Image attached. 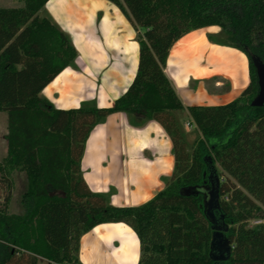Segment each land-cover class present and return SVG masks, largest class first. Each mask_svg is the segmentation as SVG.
Segmentation results:
<instances>
[{"label":"trees","instance_id":"obj_1","mask_svg":"<svg viewBox=\"0 0 264 264\" xmlns=\"http://www.w3.org/2000/svg\"><path fill=\"white\" fill-rule=\"evenodd\" d=\"M0 7V112L8 115V152L0 163L6 184L0 203V264H83L81 238L104 223L124 222L140 240L138 264H264V105L252 55L264 61V0H109L138 31V72L110 107L85 102L56 108L43 90L78 52L50 19L49 0ZM221 28L249 59L250 82L231 102L187 107L199 136L191 145L178 113L186 109L165 72L171 49L188 33ZM123 112L134 126L158 121L173 142L175 168L166 187L139 206H116L84 178L86 143L107 117ZM222 171L219 173L217 166ZM25 171L22 213L9 211V172ZM220 178L221 214L231 257L211 256L212 223L202 194L184 187ZM253 220L260 222L250 225Z\"/></svg>","mask_w":264,"mask_h":264},{"label":"crops","instance_id":"obj_2","mask_svg":"<svg viewBox=\"0 0 264 264\" xmlns=\"http://www.w3.org/2000/svg\"><path fill=\"white\" fill-rule=\"evenodd\" d=\"M41 15L78 52L76 67L63 70L42 95L60 109L93 100L99 107L114 105L139 67L138 31L127 16L109 0H49ZM218 28L188 33L175 43L167 61L165 72L186 107L179 112L181 119L191 128L196 125L187 107L227 104L250 82L247 56L211 39L209 33ZM223 80L229 83L226 90ZM174 168L173 142L165 128L156 120L134 126L123 112L109 115L95 128L82 159L90 188L107 194L116 206L146 203L166 187L163 178ZM79 257L83 264H138L140 240L124 222L100 224L81 238Z\"/></svg>","mask_w":264,"mask_h":264},{"label":"water","instance_id":"obj_3","mask_svg":"<svg viewBox=\"0 0 264 264\" xmlns=\"http://www.w3.org/2000/svg\"><path fill=\"white\" fill-rule=\"evenodd\" d=\"M253 63L256 67L258 75V84L259 91L257 96L254 98L252 105L253 106H263L264 105V61L255 55L251 56ZM212 173L210 177H212ZM215 183L207 185H196L190 187H184L182 189V194L184 195H193V194H202L204 197V211L212 223L213 227V237L211 241V251L210 256L215 262L225 261L231 257L233 245L231 244L230 239L225 235L229 229L228 223L225 221V215L221 214L218 217V213L221 210L220 202V178L216 174Z\"/></svg>","mask_w":264,"mask_h":264},{"label":"rangeland","instance_id":"obj_4","mask_svg":"<svg viewBox=\"0 0 264 264\" xmlns=\"http://www.w3.org/2000/svg\"><path fill=\"white\" fill-rule=\"evenodd\" d=\"M19 5H21L20 0H0V7H14V6H19ZM217 30L219 31L209 33L211 39H213V41H216L222 44L225 42L229 43L228 36L225 33H223L221 28H218ZM230 46L233 48H236L233 45H230ZM245 56L247 55L245 54ZM247 61H248L247 63L249 64L248 56H247ZM214 82L215 81H212L211 84L213 85ZM222 82H223V85L221 88L225 90L228 89L229 83H227L226 80H223ZM212 85H210L209 87H211ZM85 102H93L97 105L96 101L94 100L84 101L83 103ZM178 116L180 118L181 124L183 125L185 132L187 133L188 142L192 145L195 142L196 138L199 136V132L196 127L191 128L190 126L185 125L186 121L185 120L182 121L181 119L183 117L182 113H178ZM7 134H8V115L6 112H0V163L5 159V157L7 156V152H8ZM216 166H217L218 172L220 173L222 171L221 167L219 165H216ZM216 174L218 175V173L215 172L214 175ZM9 178L12 183V198L9 203V211L12 213H22L24 211V207L22 205V195L28 186L27 174L25 171L15 170V171L9 172ZM163 181L166 182V178H163ZM3 186H6V184L2 181L1 174H0V203L3 201V197L6 191L5 187ZM255 221L256 220L251 221L250 225H255L256 224ZM39 264H48V263L46 260L40 259Z\"/></svg>","mask_w":264,"mask_h":264},{"label":"flooded vegetation","instance_id":"obj_5","mask_svg":"<svg viewBox=\"0 0 264 264\" xmlns=\"http://www.w3.org/2000/svg\"><path fill=\"white\" fill-rule=\"evenodd\" d=\"M212 174H213V173H212ZM214 176H215V175L213 174L212 177H210V180H211L210 182H214V183H215V177H214ZM210 184H211V183H210ZM207 185H209V184H207Z\"/></svg>","mask_w":264,"mask_h":264},{"label":"built area","instance_id":"obj_6","mask_svg":"<svg viewBox=\"0 0 264 264\" xmlns=\"http://www.w3.org/2000/svg\"><path fill=\"white\" fill-rule=\"evenodd\" d=\"M255 222L258 223V222H260V221L257 220V221H255Z\"/></svg>","mask_w":264,"mask_h":264}]
</instances>
